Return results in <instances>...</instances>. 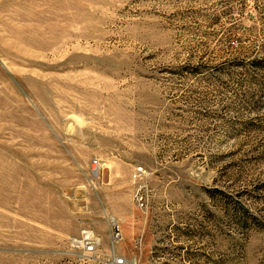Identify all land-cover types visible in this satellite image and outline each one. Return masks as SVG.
Listing matches in <instances>:
<instances>
[{"label":"rangeland","instance_id":"1","mask_svg":"<svg viewBox=\"0 0 264 264\" xmlns=\"http://www.w3.org/2000/svg\"><path fill=\"white\" fill-rule=\"evenodd\" d=\"M118 258L264 264V0H0V264Z\"/></svg>","mask_w":264,"mask_h":264},{"label":"built area","instance_id":"2","mask_svg":"<svg viewBox=\"0 0 264 264\" xmlns=\"http://www.w3.org/2000/svg\"><path fill=\"white\" fill-rule=\"evenodd\" d=\"M96 163H97V160L92 161V165H95ZM117 234H118V230L116 227V235ZM76 241L81 242V246H82L85 253L95 252L97 249V246L99 245V239L90 233L84 235V237L81 240H76ZM113 263L114 264H122L123 259L118 258V259L114 260Z\"/></svg>","mask_w":264,"mask_h":264},{"label":"bare ground","instance_id":"3","mask_svg":"<svg viewBox=\"0 0 264 264\" xmlns=\"http://www.w3.org/2000/svg\"><path fill=\"white\" fill-rule=\"evenodd\" d=\"M116 236H117V235H116ZM116 236H115V237H116ZM77 242H78V241H77ZM78 244L80 245V244H81V242H78Z\"/></svg>","mask_w":264,"mask_h":264}]
</instances>
